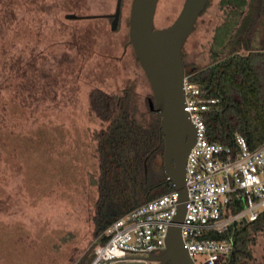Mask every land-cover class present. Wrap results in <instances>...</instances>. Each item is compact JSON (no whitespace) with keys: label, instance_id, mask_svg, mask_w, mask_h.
Wrapping results in <instances>:
<instances>
[{"label":"rangeland","instance_id":"1","mask_svg":"<svg viewBox=\"0 0 264 264\" xmlns=\"http://www.w3.org/2000/svg\"><path fill=\"white\" fill-rule=\"evenodd\" d=\"M130 3L121 0L112 30L106 14L114 11L115 0H0V264H76L97 245L92 224L95 181L64 174L66 158H54L46 150L48 131H32V126L38 119L35 108L55 103L59 124H50L69 140L62 151L72 147L86 160L91 132L100 126L88 112L90 87L120 93L129 86L132 105L146 112L152 91L128 43ZM182 3L157 0L154 27L170 24ZM245 11L238 14L221 0H208L183 44V62L204 65L224 42L225 51L232 48ZM68 13L95 16L67 18ZM33 19L37 30L28 27ZM250 43L264 44V17ZM13 101H24L22 109ZM34 133L41 136L32 144L25 136ZM14 146L18 152L12 151ZM255 239L248 264H264V229ZM202 259V254L195 257L206 264Z\"/></svg>","mask_w":264,"mask_h":264},{"label":"trees","instance_id":"2","mask_svg":"<svg viewBox=\"0 0 264 264\" xmlns=\"http://www.w3.org/2000/svg\"><path fill=\"white\" fill-rule=\"evenodd\" d=\"M221 3L232 7L233 12L238 14L246 9L234 33L232 48L225 51L228 44L224 42L221 44L222 49L210 52V60L204 65H186L183 62L184 74L217 99L204 112L207 139L231 144L235 134L240 133L252 148L264 141V44L252 46L250 43L256 25L264 17V0H221ZM37 5L38 2L34 4L39 7ZM106 16L111 20L110 15ZM36 22L33 19V24L27 23L28 27L36 29ZM42 25L45 28L46 23ZM228 36L225 38L229 41ZM54 39L58 40L56 37ZM14 78L20 82L16 74ZM87 93L88 112L100 121V126L91 132L87 144L91 150L88 159H80L81 155L78 156L72 147L69 151H62L66 148L63 143L69 140L65 135L59 136L50 124H59L58 111L53 108L55 103L39 104L35 108L38 119L32 131H48L50 143L46 150L54 158H66V165L60 160L65 165L64 174L74 179L78 175L89 176L95 181L97 194L92 224L93 234L98 238L96 244H99L106 240L104 230L115 219L140 203L172 190L174 186L164 170L160 116L149 106L148 100L146 112L143 113L132 105V90L129 86H125L120 93H110L92 86ZM13 102L16 108L22 109L24 101ZM3 130L0 127V132ZM24 131L17 130L20 133ZM40 136L34 133L31 136L27 134L25 138L33 144ZM39 145L44 149L43 144ZM11 149L18 152L15 146ZM88 164H94L95 171ZM238 208L239 204L231 207V210ZM263 229L264 214H261L254 220L234 221L225 231L211 234L231 240L232 248L221 264H248L253 258L251 246L255 244L256 233ZM93 255L92 249L76 264H87Z\"/></svg>","mask_w":264,"mask_h":264},{"label":"built area","instance_id":"3","mask_svg":"<svg viewBox=\"0 0 264 264\" xmlns=\"http://www.w3.org/2000/svg\"><path fill=\"white\" fill-rule=\"evenodd\" d=\"M183 109L194 127V140L184 166L185 211L179 223L182 246L194 264L198 254L206 264H221L232 243L217 238L234 221L254 220L264 214V141L250 148L236 133L231 144L210 141L204 112L216 98L183 76ZM178 194L173 188L129 209L105 230L106 240L96 245L87 264L142 261L164 247L168 227L177 211ZM237 210H231L234 205Z\"/></svg>","mask_w":264,"mask_h":264},{"label":"water","instance_id":"4","mask_svg":"<svg viewBox=\"0 0 264 264\" xmlns=\"http://www.w3.org/2000/svg\"><path fill=\"white\" fill-rule=\"evenodd\" d=\"M157 0H131L128 16V42L139 65L146 74L152 91L148 103L160 116L163 131V165L167 177L178 194L177 211L168 227L164 247L159 253L149 254L151 264H194L182 246L180 226L186 199L184 166L186 155L194 140V127L183 109L182 61L183 44L192 31L196 18L208 0H183L173 21L160 28L153 25ZM121 0H115L110 14V28L117 26ZM95 15L66 14V17ZM114 264H144L142 261H118Z\"/></svg>","mask_w":264,"mask_h":264}]
</instances>
